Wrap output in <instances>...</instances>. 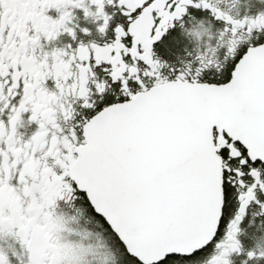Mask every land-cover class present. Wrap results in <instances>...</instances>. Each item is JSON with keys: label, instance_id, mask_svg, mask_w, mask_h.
<instances>
[{"label": "snow or ice", "instance_id": "6c2138e0", "mask_svg": "<svg viewBox=\"0 0 264 264\" xmlns=\"http://www.w3.org/2000/svg\"><path fill=\"white\" fill-rule=\"evenodd\" d=\"M0 264H264V0H0Z\"/></svg>", "mask_w": 264, "mask_h": 264}]
</instances>
